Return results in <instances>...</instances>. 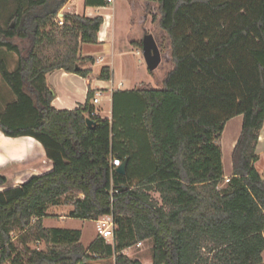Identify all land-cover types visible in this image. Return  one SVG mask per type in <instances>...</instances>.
<instances>
[{
  "label": "trees",
  "instance_id": "1",
  "mask_svg": "<svg viewBox=\"0 0 264 264\" xmlns=\"http://www.w3.org/2000/svg\"><path fill=\"white\" fill-rule=\"evenodd\" d=\"M67 1L0 0V51L18 56L13 71L0 62L15 96L0 112V130L34 137L53 163L18 186L0 175V264H144L124 250L148 239L152 264H263L264 178L255 163L264 126V0H145L158 3L173 67L161 88L113 90L111 119L90 114L93 88L77 108L53 105L47 74L89 78L97 57L82 56L81 43L98 44L105 20L75 10L60 25ZM112 75L105 65L99 79ZM120 97L130 101L128 117L117 111ZM237 115L243 126L224 185L221 137ZM135 126L144 130L149 163L133 151ZM113 158L126 160L124 174ZM63 197L72 217L113 215L114 241L97 236L86 246L80 229L45 226L49 205Z\"/></svg>",
  "mask_w": 264,
  "mask_h": 264
},
{
  "label": "rangeland",
  "instance_id": "2",
  "mask_svg": "<svg viewBox=\"0 0 264 264\" xmlns=\"http://www.w3.org/2000/svg\"><path fill=\"white\" fill-rule=\"evenodd\" d=\"M64 6H68L67 10H72L73 6H82L81 3L75 0H69ZM11 5L3 11V20L7 18L11 12ZM71 8V9H69ZM97 13L104 15L111 14L109 17L108 30L111 31L113 37L109 42V50H106L102 44H85L83 52L97 53L102 55L104 61L96 62L92 65L93 79H99V74L103 66L109 65L112 69L114 86L117 88H135V87H154L161 88L166 74L172 69L171 47L170 40L159 26V10L158 3L155 1L147 2L143 0H114L107 8L97 10ZM146 33H152L160 47L162 60L160 65L155 70H150L143 54L142 45H137L131 42L132 38L142 39ZM141 49V53L138 50ZM113 53V57H112ZM123 82L122 86L119 83ZM106 84V82H105ZM130 101L125 105V100L121 97L117 103L118 113L126 111V116L131 113L129 111ZM112 100L111 95L106 94L102 102L101 114L103 117L112 118ZM133 107L135 105L133 104ZM134 108L133 110H135ZM126 119V118H125ZM133 132L132 146L133 151L137 152V157L140 163H149L148 160V144L145 140L144 130L141 126H135V129L130 128ZM227 150V149H226ZM227 154V155H226ZM232 161V154L229 150L225 151L224 162L226 173L230 170L229 164ZM264 163V158H262ZM264 165V164H263ZM139 167V165H138ZM137 167V168H138ZM225 180V179H224ZM225 185V184H224ZM152 196L155 200L160 201L159 193L152 191ZM70 198V196H69ZM74 206L65 202V197L58 204L49 205L47 212L48 216L44 219V225L47 227L74 228L82 231V242L88 246L98 236L97 222L93 219H83L70 216ZM17 237V236H16ZM152 240L148 239L128 248V254L131 258H140L147 264L152 262ZM44 247L45 245H40ZM97 263L99 262L96 261ZM101 262V261H100ZM114 259H106L104 264H114ZM264 264V262H263Z\"/></svg>",
  "mask_w": 264,
  "mask_h": 264
},
{
  "label": "crops",
  "instance_id": "3",
  "mask_svg": "<svg viewBox=\"0 0 264 264\" xmlns=\"http://www.w3.org/2000/svg\"><path fill=\"white\" fill-rule=\"evenodd\" d=\"M75 2L81 3L82 6H73L72 10L70 11L72 12L76 10L78 13L85 14L86 16L102 15L97 13V10H101L108 7L86 6L84 0H75ZM67 7L68 6H64L65 12L68 11ZM102 16H104L105 20L99 32L100 42L98 44L100 45L103 43L106 47V50H109V42L112 40L113 37L111 31L108 30V27H110L108 25L109 17H111V14L105 13ZM143 37L144 36H142V39ZM139 38H132L130 39V41L134 43L142 41V39L138 40ZM85 44L86 43H81L80 52L82 56L92 55L96 56L97 59L100 57L103 58L102 55L99 56L97 55V53L83 52V47L85 46ZM2 60H5L8 63L9 70L13 71L16 68L18 56L15 53H10L3 49L0 51V62ZM47 83L55 94L53 105L58 109H73L79 107L80 104H84L87 101L89 88H102L104 90V94L102 96L99 108L100 114L102 111V102L104 100V96H106V94H110L112 100L110 80L93 79L91 75L89 78H87L77 73L67 72L63 69H56L47 74ZM115 89L129 90L130 88ZM14 99L15 96L11 91L10 87L3 80L0 71V112L4 110L5 106L8 103L14 101ZM242 126L243 115H237L231 118L229 121H227L225 125V129L221 137L222 161L225 179L222 184H226L233 173L232 161L229 164L230 170H228L227 173L225 171V151L229 150L230 154H232L234 147L241 134ZM256 154L258 155V159L255 163V166L264 178V163H262V158H264V126L260 132ZM52 166L53 163L48 158L46 149L40 141H38L32 136H8L0 130V175H3L7 178L9 185L18 186L21 183L27 181L33 175H40L46 173L47 171L52 169ZM127 251L128 249L124 250V253L128 254ZM135 259L140 260V258ZM104 261L105 260H102L101 262L99 261V263L104 264ZM147 264H152V262H149Z\"/></svg>",
  "mask_w": 264,
  "mask_h": 264
},
{
  "label": "built area",
  "instance_id": "4",
  "mask_svg": "<svg viewBox=\"0 0 264 264\" xmlns=\"http://www.w3.org/2000/svg\"><path fill=\"white\" fill-rule=\"evenodd\" d=\"M114 0H108L109 4L113 3ZM64 6L63 8H61V10L59 11V13L57 14L56 20L58 22V24L62 25L64 23V18H63V13H64ZM142 51L141 49L138 50V53L140 54ZM99 61H103V58L100 57L97 59V62ZM110 89L115 90V88H117L116 86H114V81L112 79H110ZM124 83L120 82L119 86H122ZM95 94L91 100L92 104L94 105V109L91 111V115H99L100 111V104H101V99L102 96L104 94V90L102 88H94ZM112 167L117 168L118 166H120L122 163L120 161V159L118 158H113L112 159ZM229 181V179H228ZM97 222V231H98V236L104 238L107 242H113L114 241V236H115V222H114V218L113 215H105L100 217L98 220H96ZM139 245H141V242L139 243ZM116 264V263H114Z\"/></svg>",
  "mask_w": 264,
  "mask_h": 264
},
{
  "label": "water",
  "instance_id": "5",
  "mask_svg": "<svg viewBox=\"0 0 264 264\" xmlns=\"http://www.w3.org/2000/svg\"><path fill=\"white\" fill-rule=\"evenodd\" d=\"M142 48L145 60L150 70H155L161 63L162 54L160 47L152 33H146L142 39ZM87 123L91 126L95 122L91 118H87ZM116 170L124 174L126 170V160L122 162Z\"/></svg>",
  "mask_w": 264,
  "mask_h": 264
},
{
  "label": "bare ground",
  "instance_id": "6",
  "mask_svg": "<svg viewBox=\"0 0 264 264\" xmlns=\"http://www.w3.org/2000/svg\"><path fill=\"white\" fill-rule=\"evenodd\" d=\"M227 155V154H226Z\"/></svg>",
  "mask_w": 264,
  "mask_h": 264
}]
</instances>
